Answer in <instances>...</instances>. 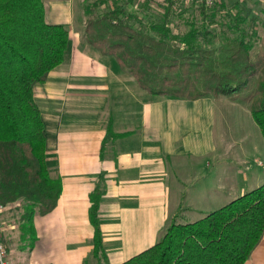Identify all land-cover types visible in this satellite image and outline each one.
<instances>
[{
	"label": "crops",
	"instance_id": "0c3cea01",
	"mask_svg": "<svg viewBox=\"0 0 264 264\" xmlns=\"http://www.w3.org/2000/svg\"><path fill=\"white\" fill-rule=\"evenodd\" d=\"M42 1L46 22L64 26L70 36L64 62L34 88L49 170L61 178L62 194L51 213L35 216L37 239L27 252L18 247L19 254H11L19 231L13 232L17 225L0 212L8 264H100L90 220V197L97 189L102 192L99 221L107 262L122 264L154 246L179 219L194 222L186 213L207 215L231 203L235 193L242 196L264 184V155L257 147L261 141L264 146V136L248 105L226 95L191 100L148 93L115 57L89 44L85 0ZM172 1L130 0L127 9L143 19L157 9L165 15ZM184 1L185 17L200 18L204 2ZM227 1L229 9H224V0L217 3L227 11L223 19L230 21L239 5ZM143 5L149 8L145 15ZM244 14L238 31L252 45L254 58L264 48L263 23ZM225 32L235 35L227 26ZM177 33L180 28L173 29V35ZM232 108L251 114L260 129L253 131L258 143L238 156L235 151L245 145V134H236L226 119L219 123ZM249 140L254 142L253 137ZM245 264H264V238Z\"/></svg>",
	"mask_w": 264,
	"mask_h": 264
},
{
	"label": "trees",
	"instance_id": "16d2710c",
	"mask_svg": "<svg viewBox=\"0 0 264 264\" xmlns=\"http://www.w3.org/2000/svg\"><path fill=\"white\" fill-rule=\"evenodd\" d=\"M110 1L112 8L101 9V2L85 11L90 45L115 57L154 96L194 100L226 95L248 105L264 136V48L252 58V45L238 31L246 18L239 6L224 24L234 37L223 36L227 44L210 48L217 34L208 30L206 19H215L216 13L204 3L200 18L193 14L187 19L197 33L190 30L180 37L173 35L180 26L172 10L147 26L146 15L140 20L128 11L130 0ZM45 17L42 0H0V207L22 203L21 240L29 250L37 239L35 216L51 213L62 194L61 178L49 170L34 88L64 62L70 36ZM101 198L98 189L91 195L90 220L95 256L109 264L99 221ZM182 223L174 222L154 246L122 264H245L264 238V184L198 221Z\"/></svg>",
	"mask_w": 264,
	"mask_h": 264
},
{
	"label": "rangeland",
	"instance_id": "374dc122",
	"mask_svg": "<svg viewBox=\"0 0 264 264\" xmlns=\"http://www.w3.org/2000/svg\"><path fill=\"white\" fill-rule=\"evenodd\" d=\"M44 1L45 2H49L50 0H44ZM123 1H128V0H123ZM221 1H223V0H221ZM224 1H225V8L224 9H229L226 6L227 5L226 3L229 2V1H227V0H224ZM237 1H238V5H239V7L237 6L238 10H239V13H242V15H245L244 13L249 14L250 17L257 18V19H259V22L262 21L264 23V14H263V11H264V0H237ZM101 2H102V5H101L102 8L101 9H105V7H106V9L113 7V2L110 1V0H85L84 1V9L86 11L89 6L91 8V7H93V4H95V3L99 4ZM223 3L224 2H222V4ZM103 4H105V5H103ZM147 4H148V2H147ZM185 4L186 3H185L184 0H182V1L181 0L180 1L173 0L171 3H169L170 6L167 5L165 7L168 11L172 10V9H173V11H177V14H182L183 18H185L184 19L185 21L184 20L179 21L180 19H178V17L175 16L176 14H174V12H172L173 16H171V17H173L178 22L177 25L180 26V33H177V35H175V36L182 37L184 34L191 33V32H189L191 30V27L189 26V24H187L188 23L187 19L189 18V16H192L193 14H189L187 17H185V15L187 13H185L184 11H185V9H188V8H183V6ZM231 6H232V4H231ZM210 8L211 9L214 8L217 17L220 18V19L217 18V20L215 19V21L214 20L210 21L209 22L210 24L208 25L209 28L212 29V31H214V34H217V37L215 38V40H213V44L214 45H211V44L207 45V47L212 48L213 46L218 47L220 45L227 44L228 41L226 39L223 40L222 37L225 36L226 38L230 39V36H229L228 33L225 32V26H224V24H227L228 21L226 19H223V18H225L227 11L222 8L221 3H219V2L216 5L214 4V6H212ZM210 8H208V9H210ZM191 9L193 11H198V9H194L193 7H191ZM157 10H156V12H154V14L148 15L149 19L146 17L147 21L144 20L145 21L144 25L147 24V26H149V21H152V20H154L156 22L160 21V19L163 17V14H162L163 11H161L160 9H157ZM238 10L236 9V11H238ZM166 13H167V11L165 12V14ZM140 20H143L142 16H140ZM182 31H185V33L183 34ZM192 32L197 33L196 31H192ZM262 76H264V74ZM246 93L247 92H245V94ZM226 116H227V118L223 117V118L220 119V121H219L220 126H222L223 120L226 119L228 121V123L234 127V130L236 131V134L237 133L238 134L241 133L240 134L241 136H243L242 133L245 134V145L242 148L236 149V151H235L236 154L235 155L238 156L245 149L248 150V151L251 150L252 147H254V145H252V144L254 143L256 145L258 143V140L254 139L255 138V133L257 134L258 132H260V129L256 125V123H255L253 117L251 116V114L247 113L246 111L243 112L239 108H232V109H230V112L228 114H226ZM237 124L239 126H237ZM238 127L241 130H239ZM253 129H255V130H253ZM250 131H252V134L249 133ZM253 131H255V133H253ZM250 137H253L254 142H250V140H249ZM257 147L261 150V152H263L262 153V158H263L264 146L262 144V141L260 142V144H257ZM239 197H240V195L238 193H235L233 195V198H234L233 200H236ZM231 198H232V195H231ZM22 210H23V208H22V203L21 202L12 203L10 206L6 207L5 210H4L5 211L4 213H6L8 215L7 216L8 217V221H11V224H13V225H17V227L12 229V231L13 232L19 231L18 234H14L15 235L14 239H16V242L13 245V248H12L13 253H11V254L18 253V252H15V251H18L17 250L18 247L19 248L20 247L21 248L22 247H24V248L26 247L25 251L26 252L29 251V249L27 248L29 243L28 242L25 243V242H23L21 240L20 228H21V226L23 224V221L21 219ZM217 210H219V209H217ZM214 211H212V212H214ZM196 213L197 212L190 211V212L185 214L186 215L185 218L187 220H192V221L195 222V221H198V220L204 218V216H206V215H198ZM178 222L182 223L181 219H179ZM189 222H191V221H185L184 223H189ZM2 243L6 247L5 243L4 242H2ZM6 250H7V258H8L10 253H9L7 247H6Z\"/></svg>",
	"mask_w": 264,
	"mask_h": 264
},
{
	"label": "built area",
	"instance_id": "2783aa9c",
	"mask_svg": "<svg viewBox=\"0 0 264 264\" xmlns=\"http://www.w3.org/2000/svg\"><path fill=\"white\" fill-rule=\"evenodd\" d=\"M151 4L156 3L157 0H148ZM207 7H212L217 4V0H202ZM5 207H0V212L4 211ZM0 264H8L7 250L1 241L0 235Z\"/></svg>",
	"mask_w": 264,
	"mask_h": 264
}]
</instances>
